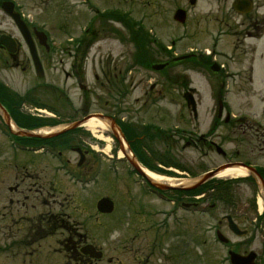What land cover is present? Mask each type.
<instances>
[{"label": "rangeland", "instance_id": "374dc122", "mask_svg": "<svg viewBox=\"0 0 264 264\" xmlns=\"http://www.w3.org/2000/svg\"><path fill=\"white\" fill-rule=\"evenodd\" d=\"M79 1L80 0H16L17 3H22V12L27 18L29 25H37L38 27L40 23L45 24L41 25L50 31V37L53 42L50 43L53 46L64 45L66 40L69 38L76 39L75 37L78 36L80 31L85 27L86 21L92 19L93 12L97 10L101 12L102 10H107L108 8H123V10H127L130 13L131 17L140 20V23L143 24L141 30L138 29L136 25L130 22V20H128L126 17L120 16V20L116 17V15H113L112 12V15H110V12H106L105 14H101L102 17L99 20L94 21L93 25L91 26L93 31H95L94 35L96 36L93 44L88 49L91 61L95 62L99 56H102L103 61L110 68H112L110 70L111 76L118 69H122L121 73L124 85L121 84V90H123V87H125L124 90L127 91L123 93V98H120V103L123 108L121 109L119 116H124L127 119L132 120V118L135 117L133 111H139L137 109V104L135 103V98L140 93H138L136 89L138 84L136 83L134 85V83L137 80H140L142 84L148 85L154 77L158 78L160 74H163L164 70L157 73L152 69H149V67L146 65L147 61H153L152 58H155V61L167 60V55L161 51L158 52L157 47H159V44L157 45V43H161L162 45H170L171 39L175 38V42L172 47L173 51L175 52L174 55L179 53L181 50L187 49V46L200 48L204 45H209L208 38L198 39V36L194 38V43L190 42L189 37H187L186 43L181 41V39L178 37L182 31L180 29V25L172 19L167 21V2H163L161 0H145V2L149 1V3H144V0H90L91 5H87L88 9L86 8V10L78 3ZM208 8L209 5L205 4L203 10H207ZM89 9L91 11H89ZM11 23V20L0 9V29H7L13 34V36L21 41L16 28ZM33 28L35 27L33 26ZM148 29L154 31L156 36H158L157 43L151 40V34ZM86 40L87 38H83V40H80L82 42L79 41L80 43L77 45L73 43L74 47L76 46L81 48L79 51L80 53L85 51L83 47L85 46ZM219 43H221V50L223 48L227 52L231 46V38L229 36H223ZM22 46H24V43H22ZM256 46L257 50L259 49L263 53L262 64L258 67V71L256 73L254 68L250 90H246L247 93H245L247 96H252L253 93L251 91L258 92L264 86V35L260 40V45L256 43ZM22 51L26 53L25 46L22 48ZM60 55L65 59L66 64H68L70 61V54L64 52L60 53ZM136 63H138L137 66H135ZM190 64L191 63H189L187 59H182L180 61L175 60L174 62L170 63L169 67L165 71L167 72V76L173 79L174 83L172 84L174 85L170 86L169 91L167 92V99L159 100L157 103H160L162 106H167V120H165V122H167V129L168 127H174L175 125L179 127L184 125L187 126L188 129L193 130L192 132L196 134H207V125H209L211 116L213 115V111L215 109L214 105L216 104L215 100L213 102V96L210 98L209 93H207V88L205 87L206 81L204 76L208 77L210 73L207 75L204 70H200L198 73H193L194 71L191 70L194 67ZM52 66V60L46 62L48 71L46 80L53 79V75L51 73L53 72ZM115 66L117 68H114ZM187 66L190 68L189 70L185 69ZM186 77L187 81L189 82L188 85L194 87L197 92L196 98L199 102L197 106V119H193L190 110H186L185 103L181 97L182 82H185ZM10 79L15 84V88L19 87L20 93L23 92L24 88L29 86L31 83L36 81L40 82L38 78L36 79L32 77V75L29 73L21 74L15 70H12ZM59 81H61V77L59 78ZM108 82L107 88H111L116 94L118 87L120 88L121 82H110V80H108ZM234 86L235 85L229 86V92L227 93L226 97H224L226 105L228 106V111L234 115H238L239 112L245 113L247 115L249 111L253 113L255 110H258L257 104L250 106L249 103L244 102V97L241 95V93H238L234 90ZM93 88H95L93 93L91 91L86 94V99H90V104L88 103L90 105V110L104 111L105 109H108L104 107L105 100H107L110 105L117 101L113 91L108 93L106 92L107 95H99L101 99H97L95 101V95L96 93L98 94L100 92V89L98 86ZM72 92L73 95L71 97L70 104L73 107H76L79 105V100L76 98L79 94V90L74 88ZM37 100V103H31V105L27 103V101H23L22 104L20 103L21 109L27 112L28 110L26 109L32 110L34 109V106H37L38 108L45 107L46 111L50 110L48 106L52 105L51 100H48L46 97H42L41 99L37 98ZM155 109L158 111L162 108L158 107ZM32 111L34 113H38L35 109ZM44 114L49 117L47 113L44 112L43 115ZM165 122L163 121L162 125H164ZM227 127L219 126L217 130L207 134L208 138L212 140V142L220 145L224 151H227L230 147V143H228L227 138L228 134L225 132L229 130ZM80 129L81 130L73 134L79 136L81 143L86 146L87 149H90L92 153H96L93 154L92 160H90V162H95V158L97 157L100 158V162L98 163L100 171H98V174L91 176V182L85 186V189H80L77 184L70 182L64 175H62V171H59L58 173H52L50 168L48 171H46L48 174H42L44 179L40 177L36 182L37 185L32 186L30 182L29 186L32 188H36L39 185L42 186L41 189L43 192V204L44 206H49V209H53L54 206L58 205L57 201L53 199L55 192V197L61 202L60 205L68 204L70 206L71 216L74 217L72 224L74 225H79V221H86V216L81 214L85 213L83 210L92 213V217L97 215L95 210V202L101 197V195L111 197L115 204L113 212L108 215H101L100 217L96 218L98 219L96 222L92 221L91 219L87 220V228L90 231V235L87 230L85 232H87L86 234L88 236V240L93 241L97 247H100L102 250H104L106 259L108 257L112 258V262L110 264H117L120 261L124 262L125 264H130L128 260L133 255V251L131 250L133 245L139 243L138 245L143 247L147 243L150 244L153 241V238L156 237L154 228L144 229L142 225L144 224V226H146L148 225V222L150 223L152 220L153 222H156V219L152 217L150 213L156 207H164L166 205L165 203L155 199L152 195H146L144 193L140 194V187L138 188L137 185L132 184L131 177L133 175L128 169L127 162L119 161L117 159L119 145L112 137L111 133L108 131L103 132V135L110 138L109 149L105 151L106 154H104L102 152H98L96 149H105L106 142H103L102 140L100 141L97 136H94L90 131L86 130V128L81 127ZM42 130L44 131V128ZM99 134H101V132ZM8 149L7 140L4 135L0 133V159H3L4 157L3 160H0V180H3V182H1L0 189L2 191L4 188V192L6 191L5 187L7 184V182L4 180H7L6 175L9 174V171L5 165L9 152ZM38 153L35 152L33 154L24 155L25 158L33 159L34 166L30 165L28 166V169L34 174H37V171H40L43 166L47 164L52 165L54 163V161H50L48 159V156H39ZM97 153H101V155L99 156ZM167 154H170V160L174 158L173 161L177 162L180 165L179 167L190 168L195 175L206 168L217 167L226 160V158L217 154L214 149L213 151H207V153L204 154V150H201L200 147L195 148L191 146L182 149L180 145H176L175 148L171 150L168 149ZM66 157L72 161L78 159L77 154L73 152L66 153ZM242 157H244V155ZM150 160L152 163L157 162L153 157L150 158ZM179 167L173 168L176 169L174 170L176 174L167 175V177H174L176 175L185 176V174H181L182 168ZM167 171H171V168L167 169ZM53 174L56 176H51ZM190 176L193 175L190 174ZM173 177L170 179L175 180ZM186 177L188 180L192 178L187 175ZM231 178L215 176L209 183L219 184L220 181ZM48 180H52L53 183H50ZM163 181L176 184L175 181L170 182L166 179ZM52 185L55 186V189L52 188ZM228 186L229 192L234 194L237 202L239 205H241L240 209L243 208L242 210L247 212V219H254L256 215L259 216L258 209L261 210L257 203L258 196H261L259 187L251 184H236V182H231L228 184ZM49 191L52 193L49 194ZM77 193L78 196L76 195ZM167 194L171 197L178 198V196H176L178 193L176 192H168ZM179 194L182 198H184V193ZM1 195H3V192H1ZM252 200L254 201L252 204L255 205V208L251 209L249 212L248 210L251 208L250 204ZM200 204L201 203H199V205ZM247 204H249V208L246 207ZM141 205H144L142 207L147 210L146 214L148 215L149 213L152 220H148V216L142 213L139 215L142 220L136 221L137 215L135 214V211ZM169 205L171 204H167V206ZM44 209L47 208L45 207ZM185 215L188 217L185 216L180 224L168 222L170 227L167 228V231H162L161 233V239L163 243H168V241H174V239H176L177 243H171V246L174 248L173 253H176L178 245L180 246L182 242H189L191 240L196 241V239L200 238L210 239L209 226L212 225V215ZM220 215L221 213L219 212L217 214V211H215L213 214L214 218L220 217ZM236 220L241 223L245 222L239 218H236ZM70 221L72 222V218H70ZM251 223H253V220ZM100 224L102 226H100ZM90 226L91 228H89ZM192 226H194V230H190ZM240 226L247 228L248 231L251 230V233L249 232L248 234L249 238L247 244H250L248 249L254 250L259 254L261 250L260 245L262 244V239L264 237V229L261 227L257 228L256 226L252 227L250 224H248V222H246V226ZM137 228H141L142 230L139 231L138 235H134ZM222 229L224 234L232 241H237V238L233 237L228 232L227 228L221 226V230ZM180 232H182V235ZM169 235L171 236L170 240ZM175 236H179V238ZM46 240L54 244L53 239H45L44 242ZM47 241L44 243L45 246H43V255H45V258H43V263H41L38 259L34 261L28 260L27 264H50L54 259L55 262L60 261V257L56 253H53L50 249L52 248V245L47 247L49 244H47ZM125 242L128 243V246L123 247L122 244ZM168 244L170 245V243ZM196 244V242H193L188 246L190 251L193 253L195 252L194 245ZM1 245L3 246V239L2 235L0 234V246ZM207 247H210V257L213 260H215L214 253L217 254L218 259L222 260V257L224 256L223 247L220 245L218 246L215 243H212L209 246L207 244ZM214 249L216 250L214 251ZM58 251L62 256L63 251ZM202 252H204V250H202ZM4 253V251H0V255ZM51 253L52 255H50ZM0 260V264H3L2 257ZM209 261L210 258L208 257L206 263L211 264ZM55 264H57V262ZM98 264H101L100 261ZM262 264H264V262Z\"/></svg>", "mask_w": 264, "mask_h": 264}, {"label": "flooded vegetation", "instance_id": "af4514ba", "mask_svg": "<svg viewBox=\"0 0 264 264\" xmlns=\"http://www.w3.org/2000/svg\"><path fill=\"white\" fill-rule=\"evenodd\" d=\"M146 3H149V1ZM205 4L209 5L207 10H203ZM177 8L184 10L185 15V21L180 25L182 27L180 38L187 39L189 37V39H193L198 36V38H208L211 42L210 46L213 47L210 49L209 55H205L203 51L207 47L206 45L200 50L195 49V52L186 54L195 57L202 67H209L211 61L215 60L217 65L214 66L216 71L213 72L215 75L213 77L218 86L224 81L235 82L242 79H251L254 68L258 69L262 63L256 62L257 57L254 55L253 47L245 44V41L254 40L256 42L264 35V0H167V21L170 20L172 13ZM9 33L7 29H0V35ZM222 33L231 37V46L227 52L223 48L221 50V43H219ZM86 38L83 47L85 51L82 53L79 52L81 48L74 47L73 44L68 46H36L44 74L47 69L46 62L53 61V79L31 83L21 93L19 87L15 88L16 86L10 79V75L12 70H15L21 74L29 73L37 79L30 57L27 51L26 53L22 51L24 46L20 44L17 38H15L16 48L12 53L0 45V103L2 104L0 105L6 108L8 112L21 111L19 115L16 112V115L22 119H27L30 123H35L44 116L41 113L22 111L18 100H35L37 96H44L52 99L54 111L51 116H53L55 122L61 119L71 120L82 117L90 110V99H86V94L91 91L93 93L95 89L93 87L98 86L100 92L104 91V94H107L108 80L110 82L120 81V88L117 89L118 91L115 94L117 101L110 105L105 100L104 107L108 109L95 112L112 115L121 127L131 124L132 142L137 156L150 164H152L150 160L152 157L159 163L163 162L166 165L164 170L167 174V147L172 145L171 141H167V137L170 139L173 135L168 132L167 136V122H165L167 120V106H162L157 102L167 99V92L171 86L172 79L167 76L165 71L169 67L171 59H173L171 46H167V48L157 47L158 52L161 51L167 55V60L146 62V65L150 66L154 72L159 73L164 70L163 74H160L158 78L154 77L148 85L142 84L140 80L134 83V85L138 84L136 89L140 93L135 98L139 111H133L135 117L130 120L124 116H119L123 108L120 98H123L124 93V89L121 90L122 69H118L111 76L110 68L103 61L102 56L92 62L88 49L93 44L96 36L93 32L87 31ZM77 44L78 42L75 43V45ZM64 52L70 54L68 64L60 55ZM258 57L262 59L263 53L260 52ZM152 59L155 60V58ZM155 64L162 66L156 70L153 69ZM137 65L138 63L135 64V66ZM240 70L243 72H240ZM60 77L61 81H59ZM75 86L79 90V95L76 97L79 100V105L72 108L70 100ZM183 86H186L184 82H182L181 90H184ZM111 91L113 90L111 89ZM100 92L96 93L95 101L101 99L99 97ZM158 107L162 109L157 111L155 108ZM63 117L65 118L63 119ZM216 117L217 125L220 124V121L229 122V130L227 131V138L230 143L229 161L243 162L255 166L258 172L264 176V107L246 116L241 113L240 115L233 114L226 119H221V116L218 115ZM163 121L165 122L164 125H162ZM197 136L190 135L189 137H191L190 140L195 142L193 138ZM184 137L188 138V135L185 134ZM199 138L205 139L204 136ZM190 140L187 139L186 144H189ZM16 143L27 146H39L40 144L32 140L31 142H22L17 139ZM69 143V147L72 149V142ZM207 144L210 145V142H207ZM50 146L55 148L59 154H63L59 146ZM65 147H67V144ZM79 148L80 150L77 153L82 156L81 164L77 165L76 162L70 159H65V162L72 165L74 171L80 176L86 178L92 169L90 152L84 147L79 146ZM243 155L244 157H242ZM5 165L9 174L6 175L7 180H4L7 182L6 192L2 198L0 197V230H3L4 233L5 264H27L28 260L38 259L42 262L43 257H45L42 253L45 239H53V251L62 250L64 252L62 254L64 264H95L97 260L92 259L88 254L82 253L80 249L85 243H92L89 242L90 240H88L86 234L88 232L90 235L86 222L90 219V214L83 210L85 213L81 214L86 216V221H79V225H74L72 224L74 217L71 216L70 206L68 204L60 205L61 202L55 197V192L53 199L57 201L58 205L54 206L53 209H49V206L43 204L42 186L39 185L36 188L29 186L30 182L32 186L37 185L36 182L40 177L44 179L42 174H48L46 171H48L50 165L43 166L40 171H37L39 174H34L28 169V166H34L33 159L14 156L11 147ZM52 168H50L51 172L56 173ZM136 177L139 180L140 194L152 195L143 189V185L148 184V181L141 176ZM48 181L53 183L52 180ZM52 188L55 189V186L52 185ZM157 191L166 198L165 202L167 203V190L157 189ZM51 193L49 191V194ZM153 197L156 198L154 195ZM142 206L144 205L139 206L135 211L136 221L142 220L140 214L147 213V210ZM45 207L47 209H44ZM150 215L156 219V222H153ZM150 215L149 213L146 214L148 220L152 221L148 222V225L144 226L143 224L142 226L144 229L154 228L156 237L153 238L150 244L147 243L143 247L138 245L139 243L133 245L131 248L133 255L128 260L130 264L204 263V254L201 250L193 253L188 247H184L188 246L189 242L181 243L184 246L177 244L176 253H173V246H170L167 250V243H163L161 239L162 231H167V204L164 207H156ZM70 218H72V222ZM213 224L214 229L221 227L222 219L215 217ZM86 230L87 232H85ZM140 230L142 229L137 228L134 235H138ZM209 238L196 239V245L211 244L214 239ZM191 241L193 243V240ZM47 243L51 242L47 241ZM122 246L126 247L128 244H122ZM111 262L112 258L108 257L103 264H110ZM117 264L125 263L120 261Z\"/></svg>", "mask_w": 264, "mask_h": 264}, {"label": "bare ground", "instance_id": "6f19581e", "mask_svg": "<svg viewBox=\"0 0 264 264\" xmlns=\"http://www.w3.org/2000/svg\"><path fill=\"white\" fill-rule=\"evenodd\" d=\"M83 126L88 129L91 133H93L95 136H97L99 139L106 142V146L104 151H107L109 149V141L110 138L108 136L103 135V132L105 131V124L100 121L99 119L91 118L88 119L86 122H84ZM101 132V134H99ZM122 156V152H118V157ZM148 175L150 177H153L154 179L162 180L163 177L160 175H157L155 173L147 171ZM245 175V171L239 167H228L225 169L220 170L217 173L218 177H235V176H242ZM172 182L173 180L170 178H167V181ZM172 180V181H171ZM258 204H261V199L258 198Z\"/></svg>", "mask_w": 264, "mask_h": 264}, {"label": "water", "instance_id": "95a60500", "mask_svg": "<svg viewBox=\"0 0 264 264\" xmlns=\"http://www.w3.org/2000/svg\"><path fill=\"white\" fill-rule=\"evenodd\" d=\"M181 12H178V14ZM182 19V18H181ZM17 23L20 25V22L17 21ZM22 29V27H21ZM30 45V43H29ZM188 102H191V100L187 99ZM131 164H133L132 160H130ZM213 172H209L207 174H204L203 176H201L198 181H196L193 185H191L188 188H194L197 185H199L200 183H202L204 180H206L210 175H212ZM97 208L102 211V212H109L112 209V202L107 199V198H101L98 202H97ZM234 230L236 229L235 226L233 225ZM234 263L237 264V260L234 258L233 259Z\"/></svg>", "mask_w": 264, "mask_h": 264}]
</instances>
